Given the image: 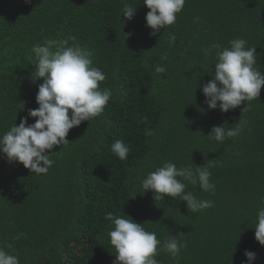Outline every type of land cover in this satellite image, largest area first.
<instances>
[{
	"label": "trees",
	"instance_id": "trees-1",
	"mask_svg": "<svg viewBox=\"0 0 264 264\" xmlns=\"http://www.w3.org/2000/svg\"><path fill=\"white\" fill-rule=\"evenodd\" d=\"M125 5L138 7L131 21ZM148 11L143 0H0V134L39 107L43 81L30 79L31 49L46 39L75 36L106 74L101 88L113 93L99 117L70 130L73 144L48 153L55 162L47 174L0 159V246L13 244L5 250L20 264H114L108 213L131 217L161 241L183 233L187 247L177 258L160 251V264H247L245 250L264 264L254 229L264 207V89L247 111L242 104L228 113L209 110L202 92L215 68V53L206 59L202 49L213 43L245 39L264 72V0H186L177 22L156 36L146 26ZM157 63L165 73H155ZM240 119L246 124L237 138H205L214 126ZM117 139L130 146L126 160L111 151ZM212 160L215 193L187 185L212 208L191 213L186 202H156L141 188L165 162L195 167Z\"/></svg>",
	"mask_w": 264,
	"mask_h": 264
},
{
	"label": "clouds",
	"instance_id": "clouds-1",
	"mask_svg": "<svg viewBox=\"0 0 264 264\" xmlns=\"http://www.w3.org/2000/svg\"><path fill=\"white\" fill-rule=\"evenodd\" d=\"M30 3V0H25ZM186 0H143V5L150 11L146 13V26L156 36L161 29L177 22V14L184 8ZM138 7L125 5L123 17L133 20ZM132 34H127V39ZM177 37L168 33L169 44L175 45ZM31 52L35 55V67L31 81H43L38 84L36 102L38 108L29 109L19 125L14 123L9 130L0 134V159L10 164L19 163L35 174H47L54 164L48 153L54 147L67 148L71 143L67 137L70 130L79 127L85 121L99 117L112 98V90L101 88L106 74L93 64V52L76 41L75 36L64 39H46L33 45ZM205 58L215 53L214 78L203 85L202 92L209 110L219 109L228 113L261 97L264 89V72L256 67L257 48L249 47L243 38H234L228 46L213 43L203 48ZM167 60V55L161 57ZM166 67L157 63L155 73L166 72ZM249 102V103H245ZM24 109V104L23 108ZM32 118L35 123L29 124ZM145 121L147 117H144ZM246 121L239 120L235 126H214L205 138L223 143L227 139L237 138L243 131ZM151 131L146 135H153ZM112 153L120 160L128 159L131 149L123 140L117 139L111 146ZM59 151L58 153H60ZM217 161H209L204 166H180L171 161L163 163L155 171L149 172L140 182L144 193H153V199L165 201L166 198L186 202L191 213L214 207L211 200L198 199L187 190V185H199L202 191L215 193L216 185L211 182L212 172ZM113 225L108 232L110 245L115 249L114 264H160L156 258L160 251L169 253L173 258L180 255L181 249L187 247L183 242V233L170 234L165 240L157 234L147 231L144 224L138 223L126 215L105 217ZM255 224V239L264 246V207H260ZM19 234L14 239H19ZM13 244L0 246V264H20L18 256L6 251ZM247 264H254L255 252L245 250Z\"/></svg>",
	"mask_w": 264,
	"mask_h": 264
},
{
	"label": "rangeland",
	"instance_id": "rangeland-1",
	"mask_svg": "<svg viewBox=\"0 0 264 264\" xmlns=\"http://www.w3.org/2000/svg\"><path fill=\"white\" fill-rule=\"evenodd\" d=\"M87 246H90V243H87Z\"/></svg>",
	"mask_w": 264,
	"mask_h": 264
}]
</instances>
